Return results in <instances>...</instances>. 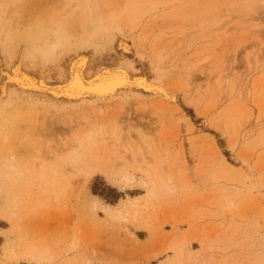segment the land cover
<instances>
[{"label":"rangeland","instance_id":"obj_1","mask_svg":"<svg viewBox=\"0 0 264 264\" xmlns=\"http://www.w3.org/2000/svg\"><path fill=\"white\" fill-rule=\"evenodd\" d=\"M37 1L27 0V5L34 7ZM110 1L103 0L104 5L108 6ZM155 1L152 9L145 14V19H141L140 23L138 21L133 28L126 27L121 35L122 40L130 45L131 51L123 50L118 40L116 47L113 46L114 50H108L105 61L116 66L125 58L120 55L124 53L140 69L141 58L147 61L149 56L156 55L160 45L164 47L171 44L162 52L164 58L161 65L168 72L165 79L168 81H164L179 94L177 109L181 110L161 115L152 107L154 103L150 102L147 111L154 110L152 114L144 113L139 105H134L126 115L128 121L132 117L139 124L143 122L141 125L147 128L145 131H151L148 134L153 133L151 135L158 138L163 135L165 139L169 137L168 142L173 145L172 152L165 156L164 162L161 161L164 157L159 156L150 160L153 161L150 162L153 169L149 166L151 174L137 169L135 164L127 167L126 171L136 176V182L130 187H125L118 181V176L106 170L94 173L90 178L79 171L63 169L62 176L53 177L57 189L68 187L67 194H61L55 205L52 199L47 202L40 194L39 197L46 204L41 203L43 207L28 202L31 190L38 189L35 184L37 182L32 179L34 176L11 173L6 177L0 172V264H33L23 258L22 252L28 244L34 242L48 246L51 253L56 254L55 250L60 249L57 259L48 264H77L84 257L97 259L94 264H179L180 261L183 264H194L200 258L199 250L206 246L204 244L211 246L213 264H264V84H261L264 83V47L261 51L258 46L261 40L264 46V9L255 16L259 17L254 22V30L258 34L252 35L249 30L244 35L240 33L243 37H239L237 21H233L232 25L235 24L236 28L229 33V40L219 34V41L212 40V44L207 47V44H191V39L185 44L186 39H182V35L185 31L189 32L187 30L191 26L188 25L186 15L180 19L176 15L172 16L176 8L173 5L175 0ZM187 2L186 10L191 0ZM150 18L154 26L157 24L156 32L149 44H146L142 32ZM259 29L262 33L258 32ZM194 30L192 28L189 33ZM193 36L188 37L194 39ZM214 42L219 45H214ZM174 45L178 48L181 46V52L178 51L181 57L178 52L174 53ZM213 47L217 48V54L209 57ZM232 51L237 52V62L229 57L230 52L234 54ZM258 55H261V62L256 61ZM201 56L209 57L211 65L227 67L230 64L233 68L231 87L233 91L237 88V93L234 91L233 97L217 104L216 109H212V104L216 103L212 98L214 96L216 99L214 94L217 91L206 102L200 101L201 95H196L202 91L206 93L216 81V78L213 79L209 86L213 69L208 65L209 62L204 61L203 64L206 58ZM100 63L94 62L97 65ZM143 67L149 72L146 63ZM185 72L196 75L194 79H198L199 92L185 91ZM231 102L233 107L228 114V123L216 126L217 121L224 118L225 110ZM235 112L236 123L231 124ZM241 113H249L251 116L245 119V114ZM193 141L194 147L191 144ZM96 160L102 167L110 163L104 156H97ZM113 163L117 165L118 159L114 158ZM159 165L165 167H160L165 174L155 172ZM201 169H205V172L209 170L210 173L201 174ZM169 177L173 179L175 189H169L161 182ZM151 191L155 192V198H152ZM8 198H11L9 205L5 200ZM131 198L138 200L139 204L146 201L148 205L152 203L151 213L140 214L142 220H135L132 211L124 208V204L130 203ZM21 200L22 203L17 206L16 203ZM2 207L8 209L11 217L3 216ZM117 212H121L122 217H118ZM126 212L128 219L123 218ZM177 234L188 236L182 243V250L173 243Z\"/></svg>","mask_w":264,"mask_h":264},{"label":"bare ground","instance_id":"obj_2","mask_svg":"<svg viewBox=\"0 0 264 264\" xmlns=\"http://www.w3.org/2000/svg\"><path fill=\"white\" fill-rule=\"evenodd\" d=\"M155 2V0H112L106 6L103 0H38L33 7L27 5V0H0V172L6 177L11 173L34 176L32 179L37 182L35 184L38 189L31 190L28 196L29 203L42 206L41 203H45L41 198L45 197L46 201L52 199L54 205L58 204L59 196L63 193L67 194L68 187L60 186L61 189H57L53 175L62 176L63 169L79 171L87 177L106 170L118 176V181L125 187H130L136 182V176L126 171L127 167L135 164L137 169L150 173V162H153L150 160L159 156L158 158L164 157L162 160L159 159L164 162L165 156L172 152L173 145L168 142L169 137L165 139V135L164 138L162 136L158 138L151 135L153 133L148 134L151 131H145L147 128H143L141 125L143 122L139 124L136 122L138 120L131 117L128 121L127 118V112L134 105H139L144 113L152 114L154 110L147 111L150 102L154 103L152 107L161 115L181 110L177 109L179 94L166 84L168 72L161 65L164 58L162 52L171 44L164 47L160 45L155 52L156 55L149 56L147 61L140 57V69L136 67L134 60L127 58L124 53L120 55L125 58L116 66L109 65L105 61L108 50H114L113 46L118 40L123 50H130V45L122 40L121 35L124 34L126 27L133 28L138 21L140 23ZM174 3L176 8L172 16L176 15L180 19L186 15L189 20L187 24L191 26L187 31L190 32L195 28L193 32L185 31L182 35L184 36L182 39H186L185 44L191 39V44H207V47L212 44V40L219 41L217 39L219 34H223L229 40L231 37L229 33L236 28L235 24L232 25L233 21H237L236 29L239 34L247 33L249 30L252 31L250 32L252 35L258 34L254 30V22L259 17L255 18V16L264 9V0H191L188 10L185 6L187 0H175ZM120 12L122 14H119ZM229 17L231 18L228 19ZM156 25H153V19L146 23L142 32L146 44H149L150 38L154 36ZM258 32L260 33L261 30L259 29ZM193 34L194 39L188 37ZM261 41L258 46L262 51L264 46L261 45ZM217 44L214 42V45ZM175 47L174 53L181 52L179 49L181 46ZM184 47L186 48L187 45ZM211 51L209 57H214L217 48L213 47ZM236 53L232 55L230 52L232 56L229 57L237 62ZM209 57H203L206 58L203 59V64L205 62L210 64ZM225 59L229 61L228 57ZM260 59L261 55H258L256 61L261 62ZM96 61L102 63L94 64ZM145 63L149 72L143 67ZM198 65L200 66L197 63ZM224 67L215 64L210 66L213 69L211 72L213 76L210 74L209 86L213 79L216 78V81L211 89L205 91L206 93L199 92L201 89L197 87L198 79H194L196 75L192 76L191 73L185 72L184 84L182 83L185 91L199 92L196 95H201L200 101L203 102L217 91L214 94L215 97L217 96L216 99L214 96L212 98L214 102L216 101L212 104V109H216V106L232 98L237 89L233 91L231 87L230 76L233 68L230 64ZM236 80L237 77L234 81ZM232 107L231 102L227 111L225 110L224 118L219 119L221 124L218 120L216 126L228 123V114ZM246 114L245 119L251 116L249 113ZM232 116L231 124L237 118L236 112ZM241 118L244 121L242 116ZM194 142H191L192 146ZM97 156L107 157L110 163L105 167L100 166L99 161L96 160ZM114 158L118 159L117 165L113 163ZM160 165L155 172H162V168H165ZM204 170H200L201 174L205 172ZM209 170L211 171L210 168ZM161 182L169 189H175L172 178L162 179ZM40 194L43 195L41 198ZM150 194L155 198L154 191ZM10 199H5L8 205ZM129 201L130 203L127 201L128 204H124V208L126 211H132L135 220L142 218L140 214L151 213L152 203L148 205V201L142 204H139L138 200ZM19 203H22V200L16 205L19 206ZM1 213L7 218L11 217L5 207H2ZM117 213L118 217H122L121 212ZM127 214L128 212L124 219ZM187 237L177 234L173 243L182 250V243ZM204 245L206 246L199 250L200 258L194 264H213L211 246ZM55 251L56 254L51 253L48 246L34 242L25 247L22 255L33 264H48L57 259L56 255L60 249ZM96 260L92 257H84L77 264H94ZM179 264H183V261Z\"/></svg>","mask_w":264,"mask_h":264}]
</instances>
